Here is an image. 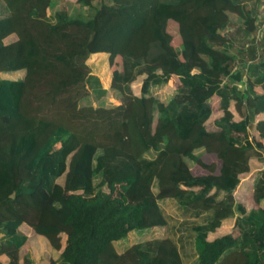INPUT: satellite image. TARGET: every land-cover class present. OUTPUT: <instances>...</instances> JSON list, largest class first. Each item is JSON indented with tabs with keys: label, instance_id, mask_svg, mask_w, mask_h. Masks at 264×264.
Here are the masks:
<instances>
[{
	"label": "trees",
	"instance_id": "obj_1",
	"mask_svg": "<svg viewBox=\"0 0 264 264\" xmlns=\"http://www.w3.org/2000/svg\"><path fill=\"white\" fill-rule=\"evenodd\" d=\"M45 1L0 0V264H264V59L237 120L211 59L247 0H100L89 18Z\"/></svg>",
	"mask_w": 264,
	"mask_h": 264
},
{
	"label": "rangeland",
	"instance_id": "obj_2",
	"mask_svg": "<svg viewBox=\"0 0 264 264\" xmlns=\"http://www.w3.org/2000/svg\"><path fill=\"white\" fill-rule=\"evenodd\" d=\"M48 6L45 9V13L57 11L63 9L71 17H84L89 18L92 16L95 11L98 9L100 0H91L90 3L75 2L73 0H46ZM246 11L244 12L247 21L244 22L243 19L235 16L234 14H229L230 22L227 26L220 31L221 39L211 44L212 53L211 59L217 61L219 58H225L228 60V71L224 75H219L217 81L218 85H224L227 83L228 87H234L235 91L240 94V102L238 108L234 105V99L229 102V109L233 114L234 119H239L241 113H248L250 111L248 104L252 103L253 97L255 94L261 92V86L256 79L258 74H252L248 69L253 62L258 63L261 59H264V0H247L244 3ZM137 27V23L133 20H128L125 22L124 30L121 34V39L117 40L114 44V48H118L120 45L126 44L131 37L132 33ZM253 40V44H251ZM262 43V44H260ZM254 48V59H249V56L246 52V48ZM224 51H223V50ZM97 57H94L92 60H95ZM240 75L238 79L237 75ZM102 75V74H101ZM105 77V79H104ZM111 72L107 70V76H103V85L106 88L109 87ZM102 78V77H101ZM140 76H138L131 83L132 91L138 94V86L140 82ZM178 80L173 75L170 77L168 84H166L161 90H157L155 95L159 99H165V95L170 94L174 89L178 87ZM213 85V84H212ZM217 85V84H216ZM164 101V100H163ZM207 103L212 110L210 118L206 122V128H212V120L221 115V110L219 109L218 103L219 98L215 95H211L207 98ZM264 114L248 116V134L249 141L256 142V144L261 148L264 156V140H259L254 131V121L256 117H262ZM158 119V118H157ZM156 117L152 118V123H149L145 138L150 140L160 126V121ZM247 207H252L253 202L250 195L244 200ZM201 231L207 234V238L211 239L216 231L210 227L203 226ZM224 232H229L230 229L223 230ZM159 232H154L151 235L156 236ZM190 248L185 247L184 252L189 253ZM0 258H4L3 254L0 252ZM189 262H185L187 264Z\"/></svg>",
	"mask_w": 264,
	"mask_h": 264
}]
</instances>
